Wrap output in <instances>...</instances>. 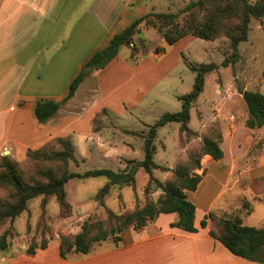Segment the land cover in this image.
Listing matches in <instances>:
<instances>
[{"label":"crops","instance_id":"1","mask_svg":"<svg viewBox=\"0 0 264 264\" xmlns=\"http://www.w3.org/2000/svg\"><path fill=\"white\" fill-rule=\"evenodd\" d=\"M84 1L0 0V157L6 154L22 162L28 158L29 148L39 149L58 136L71 137V133L80 131L83 126H86L85 132L91 133V110L103 109L104 93L96 97L99 100L90 101L86 97L88 87H92L89 74L75 96L54 117L41 123L35 112L40 100L61 101L68 94L71 82L80 74L82 66L73 72L68 87L48 91L44 88L47 69L66 75L69 61L81 53L82 25L97 27L99 1L90 0L85 5ZM101 2L105 5L109 0ZM84 11H94V16L92 14L89 20H84ZM68 19H72L71 24ZM115 34L118 33L112 32L108 42L98 51L105 48ZM195 38L187 36L174 45ZM162 40L165 39H158L150 47L159 61L157 65L166 58L167 50ZM48 45H59V52H53L49 57L54 62L46 63V50L51 49ZM96 52L88 54L85 65ZM56 53H59L58 57L54 56ZM121 61L118 55L106 68L92 72L101 75L112 68L118 73L123 68ZM190 62L194 61L187 60L188 66ZM97 76L93 75L92 80ZM98 79V87L103 89L109 86L108 82L115 81V76L111 73L105 78L98 76ZM240 89L264 93V77L252 87H215V99L210 103L209 111L198 110L200 127L190 126L200 133V140L203 135H211V129L215 128L222 135L220 145L224 151L223 158L219 160L209 154L203 156L202 166L196 170L202 175V180L197 190L188 192L196 206L197 232L173 227L178 214L163 213L142 229L127 230L119 243L113 239L106 240L88 254L71 253L64 258L60 254V241L54 239L49 241L47 248H37L34 254L28 253L26 247L8 251L0 249V264H261L235 255L210 234L209 227L201 226L210 211L240 213L245 198L250 201L253 212H242L244 223L245 218L255 212L257 204H264V146L260 153H250L256 141L264 137V128L250 129L246 125L248 108ZM74 106L87 110L81 115L68 109ZM79 122L82 126L78 128ZM168 174L165 172L162 180Z\"/></svg>","mask_w":264,"mask_h":264},{"label":"rangeland","instance_id":"2","mask_svg":"<svg viewBox=\"0 0 264 264\" xmlns=\"http://www.w3.org/2000/svg\"><path fill=\"white\" fill-rule=\"evenodd\" d=\"M89 1H84V5ZM97 1L100 6L97 8L99 11L97 27L82 25L81 53L77 54L74 60L69 61L66 75L48 69L46 71V87H44L46 91L51 88L68 87L73 72L82 66L79 73L84 76L89 74L92 86L88 87L89 92L86 97H89L90 101L99 100L100 98L96 97L104 93L103 109L99 108L97 112H94L95 108L91 110L93 111L91 133L85 132L86 126L80 128V131L71 133L76 145L77 161L70 162L69 170L74 173H83L96 168H111L119 172L127 168L129 159H143L144 136L150 125L167 111L181 110L180 96L191 92L194 87L196 74L188 66L187 60L197 63L216 62L221 65L231 53L230 42L224 36L215 40L195 38L181 42L179 45H170L162 40L167 50L166 58L157 65L159 61L154 57L150 47L153 42L163 39V36L155 28H146L143 22L139 26V31L133 36L134 46L124 44L120 49L119 59L122 60V70L115 73V70L109 68L101 75L96 74L85 65V60L90 52L98 51L108 42L107 38L112 32L121 33L133 22L150 12L179 13L188 4L197 0H109L105 5H102L101 0ZM93 7H96V3H93ZM92 14L94 16V11L93 13L84 11L83 19L89 20ZM184 15L181 14L180 19H183ZM77 22L78 20L74 21V23ZM68 23L71 24L72 19H68ZM251 26L248 40L240 44L242 56L237 64L233 67L220 66L218 70L207 74L205 91L191 111L190 126L192 128H198L201 125L198 110L209 111L208 107L215 99V87H252L263 78L264 18L253 19ZM90 31H93L91 35H89ZM48 47L51 49L46 50V63L54 62L55 60L49 57L53 55V52H59V45H48ZM54 56L58 57L59 53ZM111 73L114 74L115 81L108 82L109 86L103 89L98 87V76L105 78ZM93 75L98 76L92 80ZM87 83L89 85V81ZM94 91L99 93L95 95ZM129 104L138 105L129 107ZM68 109L81 115L87 110L81 106ZM79 126L81 127L82 123L79 122L78 128ZM179 127V123L173 122L159 128L156 141L158 150L155 154V160L158 163L173 167L179 153H184L179 146ZM47 144L51 149L62 148L56 138L48 141ZM20 165L28 176L35 174L39 167L29 157L20 162ZM58 166L57 162L52 161L43 164V167H52L55 170H58ZM155 175L163 179L165 172L155 170ZM148 178V173L140 168L137 172L136 189L124 184L113 186L104 200L105 206L98 202L97 194L108 182V178L104 176L72 178L66 184L70 207L62 210L57 197L51 196L48 198L46 208L43 209L42 196L33 198L28 202V209L20 217L0 227V236L7 229L12 230L7 251L15 247L28 249L32 244L40 245L42 239L60 241L62 235H75L80 232L88 218L93 216L106 218V207L121 213L140 202L143 203L145 201L144 187ZM158 193L159 190H156L154 195ZM8 194V190L0 186V197L7 198ZM245 224L264 226V204H257L255 212L245 218Z\"/></svg>","mask_w":264,"mask_h":264},{"label":"trees","instance_id":"3","mask_svg":"<svg viewBox=\"0 0 264 264\" xmlns=\"http://www.w3.org/2000/svg\"><path fill=\"white\" fill-rule=\"evenodd\" d=\"M185 14L183 19L180 15ZM264 18V0H197L188 4L179 13L150 12L133 22L121 33L115 34L109 44L97 51L86 66L91 70H101L114 60L124 44L134 43L133 36L139 26L145 22L146 28H155L170 45H174L187 36L205 40L226 37L229 40L231 53L222 64L216 62H190V69L196 74L191 92L180 96L182 108L179 111H167L152 125L144 136V158L129 159L127 168L119 172L111 168H96L83 173L69 170L71 161H77L76 147L70 136H58L62 148L51 149L48 144L39 149L29 148L27 156L39 167L35 174L29 175L20 162L9 155L0 157V186L8 190L7 198L0 197V227L13 222L27 209L28 202L42 196V208H46L48 198L57 197L62 210L70 207L67 200L66 184L72 178H89L104 176L108 182L97 194L98 202L105 206V198L115 185L124 184L136 189L137 172L143 168L149 175L144 187L145 201L117 213L106 207L107 217L88 218L82 229L75 235H62L60 238V254L66 258L71 253H90L93 248L106 240L115 243L122 240L123 234L131 229H142L154 222L163 213H177L179 218L172 223L173 227L188 232H197L195 225L196 206L190 200L188 192L197 190L202 175L196 173L201 168V160L209 154L219 160L224 156L221 147L222 135L215 128L211 135H203L190 127L191 109L204 91L206 76L220 66H235L241 58L240 44L248 40L252 30V20ZM84 75L80 73L74 78L68 94L61 100H40L35 112L39 122L43 123L54 117L59 109L76 94ZM264 77V70H263ZM247 104L248 116L246 125L250 129L264 128V93L254 90H241ZM180 124L179 146L184 150L175 160L173 168L160 164L155 160L158 150L156 143L159 128L170 123ZM264 146V137L258 139L250 153H260ZM59 164L58 170L45 168V162ZM155 170L169 172L162 180L155 175ZM159 190L158 195H154ZM240 213H222L210 211L201 222L202 227H209L210 234L221 241L232 253L244 259L264 264V226H250L244 223L243 213L250 214L253 207L246 198L242 202ZM243 212V213H242ZM12 230L7 229L0 236V249L7 251ZM49 241L42 239L40 245L32 244L28 253L34 254L37 248L45 249Z\"/></svg>","mask_w":264,"mask_h":264},{"label":"built area","instance_id":"4","mask_svg":"<svg viewBox=\"0 0 264 264\" xmlns=\"http://www.w3.org/2000/svg\"><path fill=\"white\" fill-rule=\"evenodd\" d=\"M131 46H134V43H130Z\"/></svg>","mask_w":264,"mask_h":264},{"label":"water","instance_id":"5","mask_svg":"<svg viewBox=\"0 0 264 264\" xmlns=\"http://www.w3.org/2000/svg\"><path fill=\"white\" fill-rule=\"evenodd\" d=\"M90 71V70H89Z\"/></svg>","mask_w":264,"mask_h":264}]
</instances>
